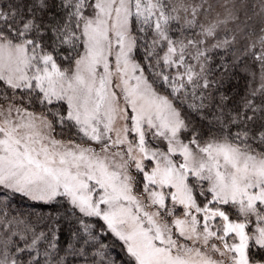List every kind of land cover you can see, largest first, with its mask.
I'll use <instances>...</instances> for the list:
<instances>
[{
    "label": "snow or ice",
    "instance_id": "obj_1",
    "mask_svg": "<svg viewBox=\"0 0 264 264\" xmlns=\"http://www.w3.org/2000/svg\"><path fill=\"white\" fill-rule=\"evenodd\" d=\"M0 264H264V0H0Z\"/></svg>",
    "mask_w": 264,
    "mask_h": 264
}]
</instances>
